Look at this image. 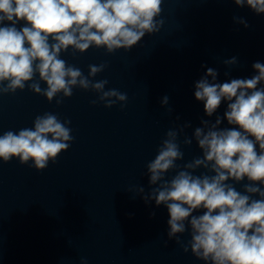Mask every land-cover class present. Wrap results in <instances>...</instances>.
Wrapping results in <instances>:
<instances>
[{"label":"water","instance_id":"obj_1","mask_svg":"<svg viewBox=\"0 0 264 264\" xmlns=\"http://www.w3.org/2000/svg\"><path fill=\"white\" fill-rule=\"evenodd\" d=\"M233 17L245 18L250 27ZM160 18L165 21L160 32L146 35L129 52L90 48L61 55L85 75L90 64L107 62L93 79H107L105 90L126 93L123 109L119 103L93 106L90 101L97 95L81 89H73L60 106L27 87L0 97V135L32 127L37 115L52 112L71 121L74 137L43 171L31 162L0 161V264H80L81 258L88 264H204L168 239L167 208L154 201L145 204L136 188L150 191L146 165L173 123L190 122L185 134L191 137L202 119L214 122L223 116L226 103L207 117L194 97V84L207 67L218 70L222 83L249 78L255 74L252 64L264 63V14L230 0H164ZM234 56L238 65L222 63ZM164 96L171 115L161 107ZM221 127L230 126L225 120ZM178 139L185 156L177 164L202 155L194 139L190 147L183 145L184 135ZM235 186L243 190L242 184ZM188 239L187 232L181 236Z\"/></svg>","mask_w":264,"mask_h":264},{"label":"clouds","instance_id":"obj_2","mask_svg":"<svg viewBox=\"0 0 264 264\" xmlns=\"http://www.w3.org/2000/svg\"><path fill=\"white\" fill-rule=\"evenodd\" d=\"M164 0H0V97L27 87L57 106L73 95V89L97 95L90 101L121 109L128 96L115 88L105 90L107 79L94 80L107 62L90 64L87 75L61 58L90 48L106 54L131 51L146 35L159 33ZM264 14V0H230ZM235 23L249 28L245 18ZM227 67L238 65L237 57L225 59ZM206 67V65H202ZM255 74L217 82L218 70L207 71L194 84V97L204 113L212 117L222 103L223 116L214 122L202 119L191 137L190 122L175 124L165 133L155 158L146 165L150 191L138 185L136 196L167 208L168 239L204 264H264V63L252 64ZM229 76V72L224 73ZM209 77L211 79H209ZM42 83L46 87H42ZM169 97L161 107L171 115ZM179 116L176 117L178 121ZM230 127H221L224 121ZM71 121L45 112L34 118L32 127L8 130L0 135V161L18 159L36 171L45 170L67 151L74 140ZM183 145L196 141L202 155L180 165ZM205 171L196 174L197 170ZM174 172L170 178L168 173ZM247 183H243L244 181ZM231 181V182H230ZM236 184H242L238 191ZM135 198V196L133 197ZM202 214H194L201 213ZM155 212L150 214L154 217ZM188 233L186 242L181 236ZM165 247L167 240L164 241ZM80 264H88L81 258Z\"/></svg>","mask_w":264,"mask_h":264}]
</instances>
